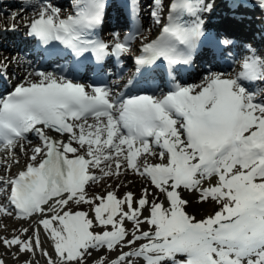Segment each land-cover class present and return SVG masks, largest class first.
<instances>
[{
    "label": "snow or ice",
    "instance_id": "obj_1",
    "mask_svg": "<svg viewBox=\"0 0 264 264\" xmlns=\"http://www.w3.org/2000/svg\"><path fill=\"white\" fill-rule=\"evenodd\" d=\"M24 6L33 9L23 22L26 35L51 57L90 54L98 65L108 57L119 63L140 39L136 72L150 76L162 65L169 90L126 96L105 82L37 70L0 96V216L30 221L0 236V245L16 260L26 256L23 264H39L40 257L45 264H88L93 252L104 254L92 264H264V101L259 89L241 83L264 81V59L253 52L242 57L236 76L209 72L194 84L174 74L192 63L201 44L215 55L232 45L206 31L212 3L168 0L165 12L164 0H151L159 26L151 38L141 35L151 28L136 22L139 0H128L133 28L108 42L94 35L106 0H73L67 15L52 0H23ZM19 16L11 13L10 30ZM0 78H7L6 64ZM132 84L130 78L124 87ZM30 134L39 143L29 148ZM17 151L26 166L7 175L19 164ZM128 175L145 182L139 194L117 195L133 183L121 181ZM105 179L117 181L116 190L106 185L103 194L88 193ZM183 192L218 209L197 220Z\"/></svg>",
    "mask_w": 264,
    "mask_h": 264
},
{
    "label": "bare ground",
    "instance_id": "obj_2",
    "mask_svg": "<svg viewBox=\"0 0 264 264\" xmlns=\"http://www.w3.org/2000/svg\"><path fill=\"white\" fill-rule=\"evenodd\" d=\"M149 1H150L149 2V4H150L151 0H149ZM166 1L167 0H164V5H165ZM229 1L231 2V0H207V2L212 3L213 8H212L211 12L205 13L204 16L207 19V22H208L207 26L208 27L210 26V27L214 28L219 33H222V34L226 33L227 35L235 38V41H234V43H232L231 47L228 50H225L221 56H227L229 53L233 54V53L240 52L241 49L244 48L242 46L244 45L243 42H245V40L248 42L253 41L252 42L253 45H256V46H251L249 50L246 49L244 55H241L236 60L237 64H239L238 67L232 68L229 65H225L224 67H220V68L224 69L223 70L224 73L234 76L237 74V71H241L240 65L242 64V57L243 56L251 55L253 52L254 53L256 52L255 53L256 56L264 59V33H263V31H264V9H262L259 6V2L254 1V0H238L236 7H232L231 5H229ZM6 2L8 3L7 8H11L10 9L11 11L5 12L3 15L0 14V25L4 22H7L8 26L12 25L13 21L11 19V13H13V12H19L20 16L15 21V24H16V30L15 31L10 30V28L8 27L9 31L7 33H5L4 35L2 33H0V38H4L8 41L10 40L11 42H13V44H11V43L7 44L6 43L7 47H8V49L6 51H1L2 49H0V62H1V64L7 65V72H10L9 78H14L16 80V79H20V78L25 77V75L28 72L35 71V69H33L32 64H31L32 63L31 57H28L27 59L21 57V54L19 53L20 51L15 52L16 54L9 52V49H12V47H14L13 46L14 44H16L18 46L19 43H23V42L25 43L24 49H28L27 42L31 41V39L23 32V30L25 28L23 22L26 19H29L33 16V9L31 7H27V6L22 7V4H23L22 0H6ZM52 2L57 3L56 6L61 5L60 8H61L62 12H64V10H66L68 8V4H67L68 1L67 0H52ZM243 2H246V4H244ZM65 3L67 5H62ZM147 4L148 3L144 4V12L142 15V19L144 21L143 27L145 30L151 28V32L149 33L147 31H145L141 35L153 36V35H155V33L159 32V27H158V25L154 24L153 20L151 19V16L146 13V5ZM123 21H124V18L121 15H119L117 13H113L112 11H110L107 15L105 25L107 26V25H110L111 23H116L113 25L114 26H120L121 25L120 22H123ZM125 32L121 33V38L124 36ZM104 34H105V37L109 41L112 39L113 33L110 31L109 28L104 31ZM17 42H19V43H17ZM135 42L140 43V40L136 39ZM0 43L3 46L5 44L3 39H0ZM139 46H140V44H139ZM139 46L132 47L133 51H136V49H138ZM256 48L259 49V51H261V50L262 51L260 53H258L257 51H255ZM211 55H212V57H216L212 53H211ZM18 56H20V57H18ZM126 56L128 57L127 60H129V54H127ZM206 56L207 55L202 54L200 57H198V59L196 61V69L194 71H190V72L186 73L187 76L194 75V77L191 79H188L185 82H182L181 84L187 85V84L199 83L205 77V75L208 74V72L205 71L207 69L206 67H214V69L212 71L213 73H218L219 71H221V70H218V68H215V67H219L217 64H215V62H217V61L215 59H211L208 56L207 57ZM123 58H124V56H123ZM16 62H17V65H13ZM204 63H206L205 66L203 65ZM207 63H210V64H207ZM154 74H155V77L149 79L148 78L149 76H146V78H148V84L150 86H155V91H159L162 88V83H157L156 80L158 79V80H161V82H162V80H164V79H163L162 73L160 74V73L155 71ZM127 75H128L127 73L123 74V78H119V81H117V78H114V77L110 78V80H112L111 86L116 85L115 90L119 91V89L124 84V77H126ZM31 78L36 79L35 76H33ZM113 82H116V83L113 84ZM136 83L143 84V80L136 79ZM256 84H257V82H256ZM259 84L262 85V86H260V89L264 92V83L263 84L259 83ZM35 138L32 140L30 139L31 144L28 145L29 148L32 147L33 144L39 143V141ZM16 155L19 158V164L13 165L11 167L10 171L7 173V175L13 174L19 168L24 167L26 165L27 157L23 156L22 154H18V153H16ZM0 172L5 174L3 166H0ZM108 181H109V183H108ZM129 181H131V179L130 180L128 179L126 181V183H128ZM132 181H133V183L130 184V186H129L130 190H128V191H133L135 193L140 191L144 181H142L139 177H134V179H132ZM115 182H117V181H115ZM115 182L112 179H105L103 182L101 181L98 184L100 186H98L96 191L94 193H92L91 195H94L96 193L103 194L105 191V188L103 189V187L106 185L114 184L113 190H116ZM102 189H103V193H102ZM121 189L122 188L120 187L117 190V191H120L118 193L122 192ZM125 192H127V191H125ZM182 195L186 199H188L191 195H194V193L189 195L187 192H183ZM1 202H2V200H1ZM73 206L76 207L75 205H73ZM85 207L86 206H84V205L81 206V208L83 210H85ZM217 209H218V206L214 202L209 201L208 206H206L202 210L201 215L196 216V214L193 213V216H195V218L197 220H199V219H202L208 215L213 214L214 211ZM189 214L191 215L192 213H189ZM1 218H3L4 221L7 223V229L0 227V236H10L12 234L13 229L19 230L22 227H29V224H30V221L17 220L15 217L0 216V219ZM33 219H35V217H33ZM146 227H147V225H145V228ZM94 230L99 231L100 229L97 228ZM41 239L44 243L45 248H48L49 247V241L47 239H45L43 232H41ZM0 250H1L0 255H4L3 256L4 260H6L8 262H11L12 260H14L13 255L10 254L9 251L3 247V245H0ZM15 252H16V249L11 250V253H15ZM112 255L114 256L115 253H113ZM24 257L25 256H21L20 259H23ZM97 258H98L97 256H94L92 258V260L97 259ZM24 260H25V258H24ZM42 260L44 261V259H42ZM92 260L88 264H92ZM39 264H41V263H39ZM139 264H142V262H139Z\"/></svg>",
    "mask_w": 264,
    "mask_h": 264
},
{
    "label": "rangeland",
    "instance_id": "obj_3",
    "mask_svg": "<svg viewBox=\"0 0 264 264\" xmlns=\"http://www.w3.org/2000/svg\"><path fill=\"white\" fill-rule=\"evenodd\" d=\"M3 4V5H2ZM62 5H67L66 3L65 4H62ZM8 7V4H7V2H6V0H2V1H0V14H4L5 12H9V11H11L10 9L11 8H7ZM11 25H9L8 26V23L7 22H4V23H2L1 25H0V33H2L3 35L5 34V33H7L9 30H5V29H7V27H10ZM23 32H24V30H23ZM0 39H3L4 40V42H5V44H4V46L0 43V49H2L1 51H6L7 49H8V47H7V44L8 43H11V44H13V42H11L10 40L8 41V40H6V39H4V38H0ZM7 41V42H6ZM253 41H251V42H248V41H246L245 40V42H243V46L242 47H244L243 48V52L242 53H244V51L246 50V49H250V47L251 46H256V45H253V43H252ZM7 43V44H6ZM245 44L247 45V47H245ZM251 44V45H250ZM14 46V45H13ZM257 49V48H256ZM255 49V51H257L258 53H260L261 51H259V49H257L256 50ZM20 50L19 49H17V46H14V47H12V49H9V52L10 53H13V54H16L15 52H19ZM254 51V50H253ZM22 56L21 57H26L25 56V54L22 52V50L19 52ZM242 53H239L237 56H235V58H234V63L232 64V67L233 66H235L236 65V59L237 58H239V56H241L242 55ZM256 53V52H255ZM18 57H20V56H18ZM12 58V57H11ZM28 58V57H27ZM26 58V59H27ZM13 60V59H12ZM17 64V63H16ZM16 64H13V65H16ZM206 72H210V71H208L207 69L205 70ZM17 153L18 154H20V152L19 151H17ZM24 156V155H23ZM10 163V162H9ZM0 174H3L2 172H0ZM130 180L131 179V181H132V179H134V176H132V175H128L127 177H122L121 178V181H123L124 183H126V181L127 180ZM104 180H102V182H103ZM114 181V180H113ZM115 182V181H114ZM100 183V182H99ZM108 183H109V181H108ZM116 183H118V182H115V184ZM143 183V182H142ZM145 183V182H144ZM143 183V184H144ZM112 185V188H113V186H114V184H111ZM98 186H100V185H96V184H94V185H92L91 187H88V189H87V191H88V193L91 195L92 193H94L95 191H96V189L98 188ZM102 187V186H101ZM106 186H104L103 187V189L105 188ZM122 189V192L121 193H118V192H120V191H117V195L119 194V195H122V193L123 192H125V191H128V190H130L129 189V186L128 187H121ZM103 189H102V193H103ZM125 190V191H124ZM153 191H155V189H153ZM137 193V195L139 194V191L138 192H136ZM163 197H161V199H162ZM188 200H189V204H188V206H187V208H186V211L187 212H189V213H192L191 215H193V213H195L196 214V216H199V215H201L202 214V210L206 207V206H208V202H205V203H201V202H198V198H197V194L195 195V193H194V195H191L189 198H188ZM84 206H86L85 207V210H87V208H88V206L87 205H84ZM72 208H73V210H76V207H74V206H72ZM207 214V213H206ZM204 215V214H203ZM3 225H7V223L4 221V219L3 218H1L0 219V227L2 228L3 227ZM45 247V246H44ZM0 254H1V250H0ZM103 253H98V252H93V254H92V257L89 259V261H88V263H90V261L92 260V258L94 257V256H97V257H99L100 255H102ZM4 255H0V257H3ZM25 259H27V257L25 256L24 257ZM24 258L23 259H20L19 258V260H16V259H14V260H12L11 262H8V261H6L5 260V262H6V264H23V261H24ZM4 259V258H3ZM43 258L42 257H40L39 258V263H41V264H44L45 263V261H43L42 260ZM43 262H41V261Z\"/></svg>",
    "mask_w": 264,
    "mask_h": 264
},
{
    "label": "water",
    "instance_id": "obj_4",
    "mask_svg": "<svg viewBox=\"0 0 264 264\" xmlns=\"http://www.w3.org/2000/svg\"><path fill=\"white\" fill-rule=\"evenodd\" d=\"M254 1H257V2H259V0H254Z\"/></svg>",
    "mask_w": 264,
    "mask_h": 264
}]
</instances>
